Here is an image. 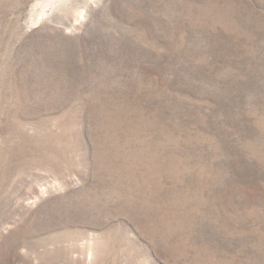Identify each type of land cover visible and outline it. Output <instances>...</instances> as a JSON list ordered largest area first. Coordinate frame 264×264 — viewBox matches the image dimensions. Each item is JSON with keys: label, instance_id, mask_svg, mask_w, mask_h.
Here are the masks:
<instances>
[{"label": "rangeland", "instance_id": "rangeland-1", "mask_svg": "<svg viewBox=\"0 0 264 264\" xmlns=\"http://www.w3.org/2000/svg\"><path fill=\"white\" fill-rule=\"evenodd\" d=\"M0 264H264V0H0Z\"/></svg>", "mask_w": 264, "mask_h": 264}]
</instances>
